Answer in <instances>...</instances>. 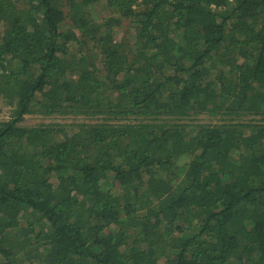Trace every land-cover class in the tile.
<instances>
[{
    "label": "trees",
    "instance_id": "1",
    "mask_svg": "<svg viewBox=\"0 0 264 264\" xmlns=\"http://www.w3.org/2000/svg\"><path fill=\"white\" fill-rule=\"evenodd\" d=\"M100 1L0 0V264H264V0Z\"/></svg>",
    "mask_w": 264,
    "mask_h": 264
},
{
    "label": "rangeland",
    "instance_id": "2",
    "mask_svg": "<svg viewBox=\"0 0 264 264\" xmlns=\"http://www.w3.org/2000/svg\"><path fill=\"white\" fill-rule=\"evenodd\" d=\"M103 4H105V3H104V1L101 0L97 4V6L101 5V9H103ZM101 9L99 11V16H105L108 13V11L106 9H103V11H102ZM99 18H101V17H99ZM125 25H128V23L125 22ZM116 35H117V39L124 37L125 36V30L124 29H122V30L118 29ZM6 115H7V108L6 107H2L0 109V119L2 117L6 116ZM41 121H46V122H51V121H60V122H62V121H65V122H68L69 120H64L63 118H52V119H50V118H41V117H39V118L38 117H36V118L28 117L26 119L25 123H36V122L38 123V122H41Z\"/></svg>",
    "mask_w": 264,
    "mask_h": 264
}]
</instances>
